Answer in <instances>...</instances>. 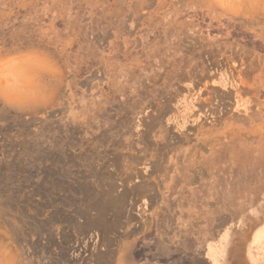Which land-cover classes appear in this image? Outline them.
Listing matches in <instances>:
<instances>
[{
  "label": "rangeland",
  "instance_id": "1",
  "mask_svg": "<svg viewBox=\"0 0 264 264\" xmlns=\"http://www.w3.org/2000/svg\"><path fill=\"white\" fill-rule=\"evenodd\" d=\"M0 264H264V0H0Z\"/></svg>",
  "mask_w": 264,
  "mask_h": 264
},
{
  "label": "crops",
  "instance_id": "2",
  "mask_svg": "<svg viewBox=\"0 0 264 264\" xmlns=\"http://www.w3.org/2000/svg\"><path fill=\"white\" fill-rule=\"evenodd\" d=\"M260 233H261V232H259V233L256 234V237H257V238H258V236H259Z\"/></svg>",
  "mask_w": 264,
  "mask_h": 264
}]
</instances>
